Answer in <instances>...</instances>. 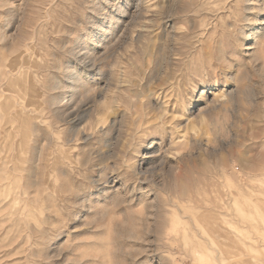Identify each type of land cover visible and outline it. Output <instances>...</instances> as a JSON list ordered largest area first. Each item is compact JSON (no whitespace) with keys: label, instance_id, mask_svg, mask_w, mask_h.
<instances>
[{"label":"rangeland","instance_id":"1","mask_svg":"<svg viewBox=\"0 0 264 264\" xmlns=\"http://www.w3.org/2000/svg\"><path fill=\"white\" fill-rule=\"evenodd\" d=\"M263 170L264 0H0V264H264Z\"/></svg>","mask_w":264,"mask_h":264},{"label":"bare ground","instance_id":"2","mask_svg":"<svg viewBox=\"0 0 264 264\" xmlns=\"http://www.w3.org/2000/svg\"><path fill=\"white\" fill-rule=\"evenodd\" d=\"M138 3V2H137ZM134 5V4H133ZM107 14V13H106ZM103 27V26H102ZM106 29V28H105ZM104 31V30H103ZM102 33V32H101ZM105 33V32H104ZM206 66V65H205ZM221 68V67H220ZM226 68V67H225ZM228 69V68H227ZM127 72V71H126ZM125 72V73H126ZM77 75V74H76ZM124 75V74H123ZM74 80V79H73ZM71 81H72V79H71ZM128 81V80H127ZM61 88V87H60ZM70 88V87H69ZM72 88H70L68 91H70ZM132 90V89H131ZM76 91V90H75ZM71 94H73V93H71ZM139 96V95H138ZM119 97V96H118ZM69 98H70V96H69ZM136 98V97H135ZM71 99V98H70ZM130 99V98H129ZM128 99V100H129ZM117 100V99H116ZM115 101V100H114ZM54 103V102H53ZM129 112H130V110H128ZM122 117H123V115H122ZM117 118V117H116ZM120 119V118H119ZM123 121V120H122ZM125 121V120H124ZM71 122V121H70ZM74 123V122H73ZM123 128V127H122ZM120 129V128H119ZM72 131V130H71ZM119 131V130H118ZM50 140V139H49ZM54 142V141H53ZM66 144V143H65ZM116 146V145H115ZM54 147V146H53ZM125 147V146H124ZM123 147V148H124ZM117 153V152H116ZM100 156V155H99ZM264 171V170H263ZM259 175V174H258ZM252 188V187H251ZM254 188V187H253ZM207 191V190H206ZM195 194V193H194ZM197 197V196H196ZM204 205V204H203Z\"/></svg>","mask_w":264,"mask_h":264}]
</instances>
